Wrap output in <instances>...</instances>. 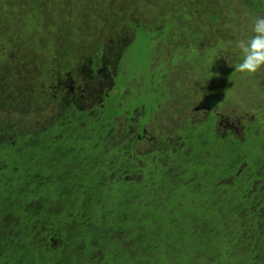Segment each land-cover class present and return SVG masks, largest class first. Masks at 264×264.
Returning <instances> with one entry per match:
<instances>
[{
  "label": "trees",
  "instance_id": "trees-1",
  "mask_svg": "<svg viewBox=\"0 0 264 264\" xmlns=\"http://www.w3.org/2000/svg\"><path fill=\"white\" fill-rule=\"evenodd\" d=\"M152 36L88 58L82 76L110 82L90 107L59 95L41 129L0 118V264H264V128L222 136L209 110L145 138L166 80Z\"/></svg>",
  "mask_w": 264,
  "mask_h": 264
},
{
  "label": "rangeland",
  "instance_id": "rangeland-1",
  "mask_svg": "<svg viewBox=\"0 0 264 264\" xmlns=\"http://www.w3.org/2000/svg\"><path fill=\"white\" fill-rule=\"evenodd\" d=\"M238 5L240 0H0V118L41 129L55 114L59 95H76L90 107L110 82L85 78L83 64L99 46L104 58H112L142 26L153 33L152 64L166 78L145 138L209 110L222 136H241L254 117L264 128V93H258L261 87L264 92V71L244 76L235 70L242 59L235 44L253 35L264 10ZM181 49L190 62L179 56ZM191 50L202 59H190L185 52Z\"/></svg>",
  "mask_w": 264,
  "mask_h": 264
},
{
  "label": "clouds",
  "instance_id": "clouds-1",
  "mask_svg": "<svg viewBox=\"0 0 264 264\" xmlns=\"http://www.w3.org/2000/svg\"><path fill=\"white\" fill-rule=\"evenodd\" d=\"M251 31L253 35L235 44L242 56L235 70L244 76L264 71V17L255 18Z\"/></svg>",
  "mask_w": 264,
  "mask_h": 264
},
{
  "label": "flooded vegetation",
  "instance_id": "flooded-vegetation-1",
  "mask_svg": "<svg viewBox=\"0 0 264 264\" xmlns=\"http://www.w3.org/2000/svg\"><path fill=\"white\" fill-rule=\"evenodd\" d=\"M256 7H257V6H250V9L255 10V11H260V10H258ZM261 90H263V87H261Z\"/></svg>",
  "mask_w": 264,
  "mask_h": 264
}]
</instances>
